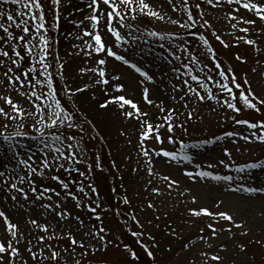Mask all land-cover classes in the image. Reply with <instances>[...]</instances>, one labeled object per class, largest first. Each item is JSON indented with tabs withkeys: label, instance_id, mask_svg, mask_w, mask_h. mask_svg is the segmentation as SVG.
<instances>
[{
	"label": "rangeland",
	"instance_id": "obj_1",
	"mask_svg": "<svg viewBox=\"0 0 264 264\" xmlns=\"http://www.w3.org/2000/svg\"><path fill=\"white\" fill-rule=\"evenodd\" d=\"M147 2L154 10L163 14L165 19L160 20L158 17L140 12L135 13V19L125 15L123 23L114 19L112 25L126 37L119 44L115 43V37L105 28L103 19L99 21V27L96 29L101 32L102 40L106 44L111 45L118 55L125 56L129 61L125 63L116 57L95 53L89 46L94 44V41L90 35L84 33V29L87 28L89 32L94 30L86 17L99 14V12L90 13L88 5L91 0H62L58 10L59 18L55 21L57 26L53 29L49 28L46 36H53L54 39V53L56 59L58 58L59 75L66 99L58 94V87L53 80L54 98L48 96L46 83L39 82L47 80L40 67L41 63L47 64V57L44 61L39 59L41 48L38 46V37H27L28 46L33 47V53H28L27 46L22 42H17L21 44V48L17 50L21 51L22 57L18 62L20 71L17 74L29 70V75L22 76L26 83L19 86L15 92L5 89L3 85H0V92L11 95L20 107L29 112L36 111L38 116L39 110L35 107L37 103L47 111H50L47 109L48 104H52L55 108V100H60L68 111L71 106L75 107L88 120L103 145L104 161L110 165V170L113 172L115 194L117 192L116 199L113 200V184L110 183V177L98 167L100 156L98 139L87 130L68 128L67 123L49 127L47 120L44 124L38 123V116L21 117L19 122H9L0 116V132L3 133L0 135V172H3L5 177L19 175L24 178L23 183L19 180L10 182L17 183L18 187H23L28 192L26 199L15 189H10L4 183V178L0 177V210H3L23 233L22 238L18 237V246L21 257L27 264H148L144 260L139 263L132 260L129 252L123 248L124 244H128L129 250L135 249L139 255L144 256L137 246L136 238L130 234L126 226L132 231L137 230L145 235L146 241L150 244V251L154 253L158 264H215L206 261L200 255L208 251L220 255L225 264H264V192L239 191L241 185L264 188V168L239 178L229 171L228 168L232 167L220 163V161H228L227 165H233L247 159L264 158V142L245 141L239 135H227L229 132L246 133L247 126L237 125L232 119L226 118L234 116L236 119L255 121L264 118V111L255 112L243 107L240 113H236L228 109L223 105V100L230 98L220 92L213 81H209L208 84L213 89V93L220 98L219 102L212 99L198 101L194 94L184 95L189 86L196 85V82L191 80L192 75L201 77L212 75L214 80H221L217 75L218 70L215 69V63L220 62L222 69L234 70L238 82L242 83L243 78L247 77L249 83L242 84L241 90L251 88L264 98V21L256 18L241 5L229 4L228 0H214L212 6L208 5L206 0H200L201 8H196L194 13L187 0H172V4L176 5L175 9L168 0H147ZM185 4L187 8L184 7ZM3 7L14 11L20 5L4 4ZM189 12L192 13L193 27L185 29L169 22L170 17L187 23ZM229 12H233L235 18L229 17ZM48 16H52L51 13ZM241 16L245 19H255V25L245 24L240 20ZM199 18L203 22L208 21L207 24L204 23L207 26L205 30L210 34L217 61H214L209 54V45L204 43V36L200 32H195V36L191 35L194 32L195 21ZM245 27L250 30L243 32L242 29ZM10 30L13 31L14 36L20 34L14 27ZM151 32H160L163 35L153 36L150 35ZM172 32H179L180 35L169 37L168 33ZM0 35H3L2 30ZM216 36H220L228 46L221 44ZM247 40H253L254 43L250 45ZM181 43L185 44L184 49L178 47ZM174 52L179 55V59L173 54ZM88 53L91 55H87ZM237 55L244 59H237ZM193 56L195 60L192 59ZM100 58L106 60V65L103 67L106 68L107 85L95 82L100 79L98 72L80 71L81 68L101 67L96 63ZM132 64L147 71L153 76V80L147 81L132 67ZM185 64L189 67L185 68ZM33 67L36 68L35 73L30 71ZM0 79H3L2 70H0ZM140 80H145V83L141 85ZM184 80L189 81V84H183ZM115 82L123 84L124 87L120 90L115 89ZM223 82L221 80V83ZM84 84H88L89 87L81 92L68 93L65 87L67 85L82 88ZM176 84H181V88H175ZM145 87L149 89V99L153 102L151 104L143 99ZM21 91L25 93L24 96L20 95ZM200 91L204 94L203 89ZM233 91L238 93L234 87ZM33 93L36 95L33 96ZM41 94L48 96V99H40ZM108 95H124L136 102L140 109L139 113L130 106L120 109L133 111V116L129 119L141 122V125L145 121L153 127L159 125L162 143L155 139V133L150 132L142 145L144 150L148 151L151 161L140 151L141 127L120 126L115 132L110 130L112 127L101 121L103 116L99 109L100 104ZM180 97L184 98L180 99ZM237 101L238 106H242L238 95ZM111 103L119 109L117 102ZM161 108L164 110L161 111ZM168 109L176 113L171 121L165 119L166 116L172 115ZM189 112L192 113L191 116L188 115ZM168 123L173 124L172 132L167 130ZM177 125L183 126L177 127ZM40 128L44 131H39ZM185 131L189 136L194 133L198 136L207 134L217 139L206 143L207 146L212 145L211 147L204 148L202 145L205 144H200L191 147V150L190 146L183 145L179 147V151H175L174 137ZM17 132L23 134L17 135L15 134ZM53 132L64 137L66 153L65 157L55 162L53 161L57 153L54 148L59 147L61 142L54 140L51 135ZM69 135L75 136V140H68ZM169 135L173 137L171 142L167 139ZM68 143L73 145L70 150L66 147ZM161 148L175 152L177 155L167 157L160 151ZM225 148L229 150L231 156L223 151ZM73 153L75 158L67 159ZM185 154L190 159L185 160ZM21 159H28L29 167L20 164ZM44 159H48L52 166L41 167ZM60 164L64 167L61 168ZM149 168L152 169L151 173L148 171ZM185 169L192 171L195 178L189 177ZM202 170L212 172L213 175L200 177L199 172ZM66 172L71 174L74 183L64 178ZM57 176L59 180L54 179ZM164 176L177 180L178 184L169 188L170 180L165 181ZM225 176H231L232 179H222ZM61 182L67 183L68 188L62 187ZM231 185H234L236 190H233ZM32 187H35L37 192L45 188L49 191L38 198L36 193L31 192ZM93 188L95 191H92ZM152 188H157L159 191L153 192ZM185 189L188 191L186 192ZM69 192L73 195L69 196ZM193 196L196 197L195 201L192 199ZM57 200L60 201L61 206L56 211L45 208L49 203L55 207ZM217 201L222 203L217 204ZM149 203L152 207L148 206ZM77 204L80 206L77 207ZM198 205L207 206L211 211L228 210L235 219L244 221V224L241 227L233 225L228 231L225 227L229 223L227 221H216L206 214H201L199 217L189 214L188 208ZM64 208L68 210L70 216H57L56 212ZM93 208L99 213V218L92 211ZM118 216L126 223L122 224ZM133 216L136 219H133ZM32 219L38 224L47 225V231L32 225L30 223ZM208 223L216 226L218 234L215 238L210 237V230L205 226ZM101 227L106 230L104 234L111 243L106 248H98L94 252L86 251L78 244L71 245L64 235L71 232L79 240L87 237L89 230H98ZM201 228L204 229L203 232L200 231ZM245 229L248 231L245 232ZM172 232L176 234L172 235ZM155 235L158 236V240L151 241L150 238ZM38 236H45L46 239L38 241L36 239ZM205 236H209V239H203ZM5 237V226L0 218V238ZM28 241H31L32 250L37 252L36 260H33L27 252ZM221 243L226 245L225 249L218 247ZM85 244L88 250L94 247L90 238L85 239ZM209 244L212 245L211 249ZM241 244H245L246 247L241 248ZM47 245L60 252L56 260L50 258V249L46 247ZM185 245L188 247L186 248ZM40 250H43V256H40ZM81 255L86 261H81ZM144 259L147 258L144 256ZM16 264H20L19 259L16 260Z\"/></svg>",
	"mask_w": 264,
	"mask_h": 264
},
{
	"label": "snow or ice",
	"instance_id": "obj_2",
	"mask_svg": "<svg viewBox=\"0 0 264 264\" xmlns=\"http://www.w3.org/2000/svg\"><path fill=\"white\" fill-rule=\"evenodd\" d=\"M62 0H2V3H0V30H2L3 35H0V70H2L3 79H0V85H3L5 89L11 90L15 92L19 86H22L26 83L24 79H22V76L29 75V70H25L22 74H17L20 71L19 68V61L22 59L21 57V51H18L17 48H21V44L17 43L22 42V44L26 47V51L28 53H33V47L28 46L29 40L27 37L35 36L38 37L39 41V47L41 48V51L39 53V59L40 61H44L45 57L49 55L48 47H49V39L50 37L46 36V33L48 32L49 28L56 27L57 24L55 21L58 20V10L59 6L61 5ZM170 4H172V0H168ZM229 4L235 3L238 5H241L246 11L251 12L256 18L264 21V0H228ZM206 3L210 6L214 5V0H206ZM4 4H11V5H20V7L15 8V10H10L7 8H4ZM173 9H175L176 5L172 4ZM185 8H187V4L184 5ZM197 9L201 8V4L197 3L195 5ZM88 8L90 10V13H97L99 14H91L89 17H86V19L90 20L92 24V29L94 31L89 32L87 28L84 29V33L86 35H90L92 40L94 41V44H90L89 46L94 49L95 53H103L110 55L112 57H116L118 60L124 61L125 63H129L128 60H126L124 55H118L116 51L113 50L111 45L106 44L102 40L101 32L96 30L99 27V21L102 19L104 20L105 28L108 32H110L115 37V43L119 44L121 41L125 40L126 37L121 34V32L112 25V21L114 19H118L121 23L125 20V15L132 16L133 19H135V13H145L152 17H158L160 20H164L165 16L163 14H160L157 10H154L151 5L147 2V0H91V3L88 5ZM51 13L52 15V21L53 23L47 24V14ZM200 15L202 16L203 13L201 12ZM229 17L235 18V14L233 12L228 13ZM169 22L179 25L185 29L193 27L192 22V13H188V21L187 23L182 22L181 19H171L168 18ZM240 20H242L247 25H255L256 20L255 19H245L243 16L240 17ZM205 24L208 23L207 20L204 21ZM127 27H131V25H126ZM19 30V35L14 36L13 31L10 30L12 28ZM233 27H236V25H233ZM35 30V31H34ZM250 29L248 27H245L242 29L243 32H248ZM150 35L153 36H159L163 35V33L160 32H151ZM169 37L173 35H180L179 32H172L168 33ZM192 36H195L196 33H191ZM203 39V37H202ZM216 39L220 41L221 44H223L225 47H227V43L220 37L216 36ZM205 44H208L209 41L207 39L204 40ZM248 44H253V40H247ZM180 49L185 48V44L181 43L178 46ZM23 50V49H22ZM11 52V55H10ZM176 55V53H173ZM209 54L212 55V58L214 61H217L218 58L215 56L212 49H209ZM87 55H91V53H88ZM6 58V59H5ZM176 58L179 59V55H176ZM192 59H196L194 56ZM237 59H244V57H241L237 55ZM97 65L101 67H97L95 69H87V68H81V72L85 71H94L98 72L99 74V80L95 81L96 83H102L107 85L108 84V78L106 77V68L103 67L106 65V60L103 58H100L96 61ZM41 69H43L44 75L47 76L46 81H39L40 83H46L47 89H48V96L55 97V89L52 85V75L48 71V65L46 63L40 64ZM132 67L135 68V70L140 73L143 77L146 78L147 81L153 80V76L150 75L147 71H143L140 67H137L136 64H132ZM185 68H188L189 65L185 64ZM15 69V71H14ZM215 69L217 71V75L223 80L224 82L221 83V80H214V77L212 75H208L206 77H201L199 75H192L191 80L196 82L195 86H189L187 91L184 93L185 96H188L189 94H194L196 99L198 101H204L205 99H212L217 100L219 102V99L214 93L213 89L209 87L208 82L213 81L219 88V91L227 95L230 99H224L223 105H225L228 109L234 110L236 113H240L243 110V107H246L250 110H254L255 112H261L264 111V98H261L259 95H257L251 88H248L246 90L242 89V84H248L247 77L245 76L241 82H238V78L234 74V70L231 68L228 69H222L221 63L216 62L215 63ZM32 73L36 72V68L33 67L30 70ZM179 71V69H177ZM118 81V78H116ZM30 82V81H29ZM139 83L143 85L145 83V80H140ZM183 84L188 85L189 81L184 80ZM68 93H71L73 91L75 92H81L83 89H87L89 87L88 84H84L82 88H76L74 86L69 87L65 86ZM114 87L117 90H120L124 87L123 84L119 82L114 83ZM233 87L238 90L237 92L233 91ZM175 88L179 89L181 88V84H176ZM200 89L204 90V94L201 93ZM21 96H24L25 93L23 91L20 92ZM36 94L33 93V96ZM237 95L239 97V101L242 102V106H238L237 101ZM48 96H41L40 99L47 100ZM184 97H180V99H183ZM143 99L151 104L153 103L152 100L149 99V89L147 87L143 88ZM117 102L119 104V107L121 109H124L125 106H130L132 110L139 113L140 109L137 106L136 102H134L131 98H126L124 95H108L106 99L103 100V102L100 104V107H106L111 102ZM162 103V102H161ZM36 109L39 110V116L36 111L29 112L25 108L20 107L19 103L13 99L11 95L5 94V92H0V116H3L7 121L9 122H19L21 117L25 116H33L37 117V122L40 124H44L45 120H47V125L49 127H55L59 125H65L67 123L68 128H75L77 125L75 123H68L73 121V116L70 111H68L60 102V100H55V108L52 107V104L47 105V109H50V111H47L45 108H42L40 104L35 105ZM164 109L161 108V111ZM172 115H168L165 117L166 120L171 121L172 117L176 115V113L172 109H168ZM124 115L126 117H132L133 111H125ZM146 115V113L144 114ZM189 116L192 115L191 112L188 113ZM229 119H232L233 122L237 125H246L247 126V132L246 133H234L229 132L227 135L233 136V135H239L242 137L243 140L249 141V140H256L259 142H264V118L257 119L255 121L250 119H236L233 117H226ZM22 126V124H21ZM183 125H177V127H182ZM6 127V125H5ZM147 130H144V129ZM159 125L156 127H153L152 124L145 121L144 124L141 125V133H140V144L141 148L140 151L143 153L145 157H148L149 161H151V157L148 153V151H145L142 147L144 141L146 138H148L149 133L153 132L155 133V139L158 142L162 143L161 140V134L158 130ZM167 130L168 132L173 131V124L168 123L167 124ZM39 131L43 132L44 129L40 128ZM17 135L23 134L20 132L15 133ZM0 135H3L2 132H0ZM55 141H59L60 146L55 147L54 150L57 153V156L54 158L55 160H59L61 157H65L66 153L64 151L65 144L63 143L64 137L62 135H57L55 132L51 133ZM68 140H75V136L69 135L67 137ZM167 139L171 142L173 137L169 135ZM66 147L70 150L73 148V145L71 143H68ZM155 151V149H154ZM161 152L167 157H175L177 154L172 151H165L163 148L160 149ZM225 153H227L229 156H231V153L227 148L223 149ZM75 153H73L72 156H68L67 159H74ZM184 159L188 160L190 157L185 154ZM221 164L224 163V161H220ZM20 164H23L25 167H29V160L28 159H21ZM51 163L48 159H44L43 164L41 167L47 168L51 167ZM61 168L64 167L63 164L59 165ZM226 167L231 165H225ZM246 165H240L238 167L243 168ZM210 167V166H209ZM31 171H36V169H30ZM148 171L151 173L152 169L149 168ZM186 174L189 177H193V172L188 171L185 169ZM213 175L212 172L209 171H200L199 176L200 177H211ZM0 177L4 178V183L10 188L15 189L18 193L22 194L26 199L28 197V192L25 191L23 187H18L17 183L10 182L11 180H19L21 183H23L22 177L19 175H16L14 177H5V174L3 172H0ZM195 178V177H193ZM54 179L59 180V177H54ZM163 179L165 181L170 180V183L168 184V187L171 188L173 185L178 184V181L175 179H170L168 176H164ZM222 179L224 180H231V176H225ZM62 183V187L65 189L68 188L67 183ZM151 183V181H149ZM230 187L235 189L234 185H231ZM31 192L36 193L37 197H43L46 192L49 191V189L45 188L41 192H37V189L35 187H32ZM92 191H95L93 188ZM153 192H158L159 189L152 188ZM187 192L188 189H185ZM239 191H245L248 193L253 192H264V188H255V187H246L244 185H241L239 188ZM59 195V194H57ZM69 196H72L73 193L69 192ZM15 199V197H13ZM193 201L196 200V197H192ZM125 202H127V198H125ZM217 204L222 203L221 201H217ZM60 201H55V207L52 203H49L45 205V208L52 209L53 211H56L57 208H60ZM80 205L77 204V207ZM149 207H152V204L149 203ZM92 211L96 213V209L93 208ZM189 214L193 216L199 217L201 214H206L210 219H214L216 221H227L229 223L226 224V230L230 231L231 227L235 225L236 227H241L244 224V221L237 220L234 218L233 215L230 214L228 210H216L211 211L209 207L207 206H196V207H190L187 210ZM56 215L59 217H67L70 216V213L66 208L62 209L61 211L56 212ZM97 217L99 218V213H96ZM0 218H2L4 226H5V238H0V264H16V260H20V264H27L25 260L21 257V250L19 248V238L23 237V233L19 231L18 225L10 220V218L6 215V213L3 210H0ZM133 219H136L135 216L132 217ZM77 220L79 218L77 217ZM30 223L37 228H40L47 231L48 226L45 224H38L35 219H32ZM138 223V221H137ZM206 227L210 230V237L215 238L217 236V229L215 224L208 223ZM171 231V230H170ZM201 232L204 231L203 228L200 229ZM248 230L245 229V232ZM106 230L101 227L98 230H89L87 233V237L77 239L75 236L72 235L71 232H67L64 235L69 239L71 245H79L81 248H85L87 251V247L85 244V239L90 238L94 244V247H92L91 251H96L98 248H106L108 244L111 243L110 240L107 239V236L104 234ZM175 232H172V235H175ZM53 235H56L53 233ZM38 241H44L46 239L45 236H38L36 238ZM47 239H51V237H47ZM203 239L208 240L209 236L203 237ZM259 243V241H257ZM50 249V258L54 261L57 257L60 256V252H57L54 248H52L51 245H47ZM145 248H147V245H144ZM187 248L188 245H185ZM220 249H225L226 245L221 243L218 245ZM241 248H245V244L240 245ZM123 248L129 252V255L132 257H135L137 253L135 251L129 250V245L124 244ZM212 248V245L209 244V249ZM66 251V250H65ZM27 252L29 256L33 259H37V252L32 250L31 241L27 242ZM40 256H43V250L39 251ZM149 255H151V251L148 252ZM202 257L206 261L215 262V264H225L223 258L216 254L213 251H208L204 253H200ZM7 258V259H6Z\"/></svg>",
	"mask_w": 264,
	"mask_h": 264
},
{
	"label": "trees",
	"instance_id": "obj_3",
	"mask_svg": "<svg viewBox=\"0 0 264 264\" xmlns=\"http://www.w3.org/2000/svg\"><path fill=\"white\" fill-rule=\"evenodd\" d=\"M193 4V2H192ZM48 21H49V24L53 23L52 21V16H48L47 17ZM53 62V61H52ZM53 67H55V64L53 62ZM72 116H73V123H75V125H77V127H80L81 129H85L87 130L90 134H92L93 136H96V138L98 139L95 131L91 128V125L89 124V122L87 120H85L83 117H81V115L75 111L74 109H72ZM98 145H99V152H100V157H99V166L104 169V172L106 173V176L110 177V183L113 184L114 183V179H113V172L110 170V165L106 164V162L104 161V150H103V145L101 143V141H99L98 139ZM243 165H246L245 167L243 168H240V171H238V173L240 175L244 174L246 172V167L247 166H250L253 168V170H258V169H261L264 165V158L262 159H259L257 161H252V162H249V163H245ZM236 170H237V167H235ZM250 171V169L248 168V172ZM108 179V178H107ZM115 184L112 185V196H113V200L116 199V194H115V187H114ZM117 193V192H116ZM168 221H171V220H168ZM208 234V232H207ZM156 239H158V237H156ZM143 242H145L144 239L140 240V245H143ZM146 252H145V257L147 259H144V256L141 257L142 260H144L145 262H148V264H158L157 261H156V257L151 254L149 255L148 254V250L147 248H143Z\"/></svg>",
	"mask_w": 264,
	"mask_h": 264
},
{
	"label": "bare ground",
	"instance_id": "obj_4",
	"mask_svg": "<svg viewBox=\"0 0 264 264\" xmlns=\"http://www.w3.org/2000/svg\"><path fill=\"white\" fill-rule=\"evenodd\" d=\"M119 107V105H118ZM100 112L102 113L103 119L101 121L105 124H108L110 127V130L117 131V127L119 128L120 126L122 127H127L131 126L134 128H139L141 127V122H137L133 119H129L130 117H126L124 115L125 111L120 110L116 107L115 104L110 103L106 107H100ZM95 111V109H94ZM96 112V111H95Z\"/></svg>",
	"mask_w": 264,
	"mask_h": 264
}]
</instances>
